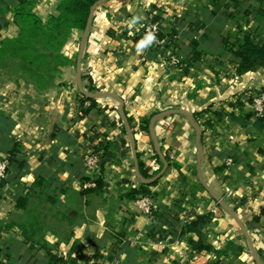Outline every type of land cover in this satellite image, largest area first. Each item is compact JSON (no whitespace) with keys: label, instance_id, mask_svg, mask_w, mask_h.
Masks as SVG:
<instances>
[{"label":"crops","instance_id":"obj_1","mask_svg":"<svg viewBox=\"0 0 264 264\" xmlns=\"http://www.w3.org/2000/svg\"><path fill=\"white\" fill-rule=\"evenodd\" d=\"M27 1L44 23L60 14L61 0H0V51ZM156 9L163 37L151 43ZM245 33L264 44V0H109L83 53L85 31H72L75 81L41 97L52 103L13 97L20 85L0 78V156L22 162L0 190V264H264V119L245 98L264 93V64L238 72L230 45ZM78 93L94 103L79 108Z\"/></svg>","mask_w":264,"mask_h":264},{"label":"trees","instance_id":"obj_2","mask_svg":"<svg viewBox=\"0 0 264 264\" xmlns=\"http://www.w3.org/2000/svg\"><path fill=\"white\" fill-rule=\"evenodd\" d=\"M102 1L104 0H61V4L59 6V16L52 17L47 23L42 22L35 14L32 13L33 4L31 1H27L24 6L16 11V20L20 27V37L16 40L3 42L2 49L0 51L1 57H4L6 54L30 51L35 57L33 62L28 63L33 71V69L38 67L41 60L47 59L49 52H57L64 46V44L69 40L73 30H86L93 8ZM154 22L160 24L161 27L163 23L162 15L160 14L156 16ZM162 31L163 29L161 28L159 37H163ZM174 36H172L173 39ZM39 39L44 41V43H47L43 50L40 49L42 44L35 42ZM225 42L229 47L230 42L228 40H225ZM230 46L231 54L238 62L239 73L245 74L264 64V44L259 46L252 38L251 33H245L243 38L238 39L235 44ZM28 57L24 56L23 59L27 60ZM56 59L60 58L58 57ZM35 71L38 72V69ZM44 87L45 86L42 85L40 86V89H44ZM85 100L90 101L92 104L94 103V101L88 99V97H86ZM90 109L91 108H88L83 111L85 116L89 114ZM195 118L197 122V117ZM129 122L132 124V120L129 119ZM150 122L151 118L143 122L147 125V129L148 126H150ZM9 161L11 163V173L15 166L16 168H20L22 165L15 149L10 153ZM140 169L143 177L146 180L150 179V176H148L147 171L143 169V165L141 164ZM5 183L6 181L0 183V190L3 188ZM155 184L156 182H150L146 185V188ZM95 190H86V193H92ZM24 200L25 198L20 199L22 206ZM211 217V215H208L205 218H201L199 222L192 224L191 228H202L206 223L210 222L212 219ZM195 249L197 251H202V246H195Z\"/></svg>","mask_w":264,"mask_h":264},{"label":"rangeland","instance_id":"obj_3","mask_svg":"<svg viewBox=\"0 0 264 264\" xmlns=\"http://www.w3.org/2000/svg\"><path fill=\"white\" fill-rule=\"evenodd\" d=\"M156 14V16L160 15L162 13L161 10ZM170 11H173V8L170 9ZM177 12V11H176ZM162 15V14H161ZM155 16V17H156ZM165 15H162V17ZM153 21L150 22H154ZM167 18V17H165ZM149 22V23H150ZM47 23V22H46ZM148 23V24H149ZM147 24V25H148ZM146 27V26H145ZM82 41L80 38H78L74 43V48H79V44H82ZM35 42L42 44L40 49L43 50L45 45L47 43H44V41L36 40ZM34 42V43H35ZM70 40H68L64 46L58 50L57 52H49L47 55V59L41 60V62L38 64V72L35 71L36 69H31V66L28 65L29 62L34 61V56L32 52H16L15 54H6L4 57H1L0 55V78L4 83H7L8 81H13L20 86L18 88L15 87V95L13 97L19 98L22 93V95L25 97V89L27 91H30V94L28 95V99L32 100L35 103H38L42 105L45 103L48 99L52 103L55 100V97H49L46 99H42L41 97L44 96L45 94H49L53 92L55 89H58L62 86L64 83L65 79H70V81H75V74H76V62H75V56L72 57L70 60L67 57L68 55H72V49L68 48V45L70 44ZM78 44V45H77ZM2 49V48H1ZM68 54V55H67ZM24 56L28 57L27 60H24ZM60 59H56V58ZM50 64V65H49ZM26 68V70H25ZM66 81V80H65ZM44 85V89H40V86ZM61 85V86H60ZM69 88H67L68 90ZM20 92V93H19ZM73 92L74 89H73ZM24 93V94H23ZM56 94V93H53ZM258 94V93H256ZM19 96V97H18ZM26 98V97H25ZM44 98V97H43ZM247 98V96L245 97ZM27 99V98H26ZM78 99V104L80 103L79 108H82L83 102L86 97L83 94L78 93L77 98H74V101ZM82 100V101H81ZM241 100V99H240ZM248 100V99H246ZM250 101V100H248ZM89 101L84 102V106L86 105L85 103ZM251 102V101H250ZM252 103V102H251ZM36 108H40L35 105ZM88 107V104L86 105ZM78 108V109H79ZM79 113V112H78ZM197 124L200 126V133L201 130H204L207 132V124H205L204 118L197 116ZM203 132V131H202ZM202 139L203 135L201 133ZM159 172V171H158ZM42 190L39 189L38 193L41 192ZM39 196V197H38ZM39 199H42L40 195H37V197L34 198V202L36 204H32L33 208H37L39 204H41V201ZM191 264H208L205 260H203L201 257H191Z\"/></svg>","mask_w":264,"mask_h":264},{"label":"built area","instance_id":"obj_4","mask_svg":"<svg viewBox=\"0 0 264 264\" xmlns=\"http://www.w3.org/2000/svg\"><path fill=\"white\" fill-rule=\"evenodd\" d=\"M145 41L147 42H159V34H160V24L158 23H152L150 22L148 25H146L145 29ZM153 37L151 40H148V37ZM181 63L180 57H173L172 64L173 65H179ZM246 97V96H245ZM241 99V98H240ZM248 100L252 102V105L254 107V113L257 118L264 119V93L259 92L258 94H249L247 95ZM99 165V157L98 156H91L86 159V166L88 170L90 171V177L96 176L95 172ZM11 169V163L9 159L0 156V183H3L7 180L9 172ZM92 181V179H91ZM94 186V184L91 182L90 184H85L86 188H90ZM138 203L140 204V208H142V211L145 215L153 217L154 216V205L153 200L151 197L144 196L141 198ZM111 264H120V261L115 260Z\"/></svg>","mask_w":264,"mask_h":264},{"label":"water","instance_id":"obj_5","mask_svg":"<svg viewBox=\"0 0 264 264\" xmlns=\"http://www.w3.org/2000/svg\"><path fill=\"white\" fill-rule=\"evenodd\" d=\"M107 1H109V0H104V1L100 2V3H99L98 5H96V6L93 8V10H92V13H91V16H90V19H89L88 26H87V28H86V30H85V36H84V40H83V43H82V53H83V50H84V47H85V44H86V40H87V37H88L89 31H90V28H91V25H92V21H93V18H94V14H95L97 8H98L100 5L104 4V3L107 2ZM81 58H82V54H81V57H80V63H81ZM78 78H79V80H80V75H79ZM172 113H175V112H172ZM176 113H182V114L188 115V114L185 113V112H176ZM188 116H189L190 119L193 120V117H192V116H190V115H188ZM159 117H160V116H156V117H154V118L152 119V130H153V127H154V124H155L156 120H157ZM197 128H199V127H197ZM198 130H199V129H198Z\"/></svg>","mask_w":264,"mask_h":264},{"label":"clouds","instance_id":"obj_6","mask_svg":"<svg viewBox=\"0 0 264 264\" xmlns=\"http://www.w3.org/2000/svg\"><path fill=\"white\" fill-rule=\"evenodd\" d=\"M152 38H153V37L149 36V37H148V40H151Z\"/></svg>","mask_w":264,"mask_h":264}]
</instances>
